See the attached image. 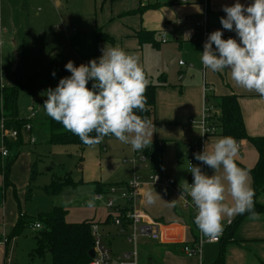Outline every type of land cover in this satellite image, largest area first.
Instances as JSON below:
<instances>
[{
    "label": "rangeland",
    "instance_id": "rangeland-1",
    "mask_svg": "<svg viewBox=\"0 0 264 264\" xmlns=\"http://www.w3.org/2000/svg\"><path fill=\"white\" fill-rule=\"evenodd\" d=\"M57 1L59 6L55 5ZM125 4V0L113 2L108 0L103 5L101 0H12L10 6L13 10V24L15 27L12 24L9 25L12 30L10 34L14 36V43L7 47L10 49L7 54L1 53L5 42L0 32V90L1 88L12 87L15 69L16 73L30 75L46 70L48 61L73 60L74 58L57 57L44 60L39 57L38 52L35 50L39 43L46 46L55 36H61L63 34L62 31H65L69 36L72 35L71 29L68 27L69 23H72L75 27L74 37L86 36L85 40H87L89 45L83 43L79 45L83 51L89 46L91 51L94 46V50H92L91 57L88 60L100 57L102 54L101 50L104 47L118 46L130 54L140 52L139 62L146 74L147 83H151L156 88H166L167 91L175 89L176 94L169 92L178 98V89L181 88L186 91L198 88L200 75L195 76V80H190L189 74L191 73L188 72L193 65L194 70L199 69L198 63L195 62V54L186 46L177 45L171 35H168V40L169 42H174L171 44L174 47L167 43L162 45L159 51H152L147 46L141 47L138 45L139 47H137L136 43L138 41H132L134 40L133 37L119 39L122 33H125L126 28L132 29L135 25L134 22L142 20L141 12H129L130 9H127ZM6 16L7 19L10 17L9 8ZM36 23L37 27H42L43 38L47 42L42 40L39 42L40 38L37 36L38 28L34 26ZM55 26L58 29H54ZM97 29L104 34L109 33L116 39L114 40L108 35L107 38L110 40L102 39L103 41L98 43V47L94 42L95 39L89 35ZM69 42L72 43L73 40L70 39ZM69 42L65 41V44ZM96 45L97 51L95 53ZM26 46L28 47L29 58L26 55L23 59L22 47L26 48ZM135 48L136 50H132ZM128 49L130 51H127ZM189 54L194 55L192 59L189 58ZM199 88L201 90V85H199ZM185 94L187 96L191 95L187 91ZM208 96L210 95L208 94ZM208 96L204 94V97L209 99L210 97ZM165 98L171 100L168 93ZM198 100V108L200 110V97ZM42 102L43 96L40 92L32 91L28 88H20L18 90L15 103L16 115L19 119L31 120L30 126H32L34 132L37 125L43 123L45 118ZM181 110L183 108L178 107L177 112L174 113L169 121H173L175 115L181 113ZM167 113L165 111V114ZM153 115L154 111L151 118L147 121L148 131L152 133L151 140H155L153 135L156 131L169 126L168 120L155 123ZM0 123H2V119H0ZM175 127H180L183 130L180 124ZM37 140L33 150H30L28 145H23L17 150L18 158L15 163L13 162L14 164L9 171V177L12 176L14 184L7 188H1L2 185L0 184L1 199L2 197H5L7 201L9 199L14 204L15 210L17 212L19 210L22 211L21 214L24 216L36 217L41 213H49L53 209L62 208L65 211L64 221L67 223L91 220L97 225L99 232L103 231L102 243L113 255L129 252L132 248L131 245L126 242L125 237L118 236V229L111 223L112 218L115 217L113 210L107 209L103 203L93 199L95 194L93 186L96 183L106 187L117 184L122 185L132 180L135 175L141 184H146L151 175L149 167L144 164L135 169L131 163H128L133 158L131 147L121 143L113 136L109 137L107 141L103 140L99 146H86L82 151L75 145L47 144L41 137H38ZM1 142L0 132V147ZM103 145L104 147H102ZM30 166L33 176L31 177L30 185L25 189ZM154 173L159 174V172ZM64 175H69L72 181L77 184L73 188H66L69 200H66L64 195L53 196L43 191L44 185L48 186L55 177ZM1 177L0 174V180ZM42 186L44 187L39 188ZM24 191L28 192L29 195L26 202L23 198ZM89 200L93 201L92 207L86 205V201ZM115 203L122 204L116 199ZM12 234L13 231L11 230L7 236L13 237L12 239L18 238L16 264H49L51 260L49 253H45L43 258L30 259V254L35 251V232H32L29 227L25 226L18 235L13 236ZM138 244L140 249H142L139 264H151L150 261L159 264H192L196 258L186 257L182 253L180 255L176 251L164 252L163 248L158 246L157 241L153 240L141 239ZM143 244L147 245L146 250V245L143 247ZM155 253H160V256L155 257Z\"/></svg>",
    "mask_w": 264,
    "mask_h": 264
},
{
    "label": "crops",
    "instance_id": "crops-1",
    "mask_svg": "<svg viewBox=\"0 0 264 264\" xmlns=\"http://www.w3.org/2000/svg\"><path fill=\"white\" fill-rule=\"evenodd\" d=\"M107 1L108 0H101V4L103 5ZM109 1L113 2L116 0ZM11 2L12 0H0V32L5 42L3 49H1V53L3 54H7L10 51V49L7 47L14 43V36L13 34H10L12 30L10 29L9 25L12 24V26L15 27V25L13 24V10L10 6ZM233 2L234 0H208L207 6L205 8V6L199 0H187L186 3H178L176 2V0H125L126 8L130 9L129 12H141L142 20L134 22V28H126L125 33L123 32L119 39L133 37L134 40L132 41H138L136 43L137 47L147 46L151 48L152 51H159L162 45H166L167 43L171 45L172 43H174L169 42L168 40V35H171L172 39L175 41V43H177V45H183L184 47L186 46V48H189L193 51V54H195V62L198 63V70H194L193 65L190 71H188L191 73L189 74L190 80H195V76L200 75L198 88L196 87L195 90H186L191 94L190 96H187L185 94V89L181 88L177 90L179 98L172 95L176 94L175 89L169 90L172 93L171 94L166 90V88H156L154 96L153 121L156 123L168 120L167 122L169 123L168 127L160 128L159 131H156L153 135V139L155 138V140H151V142L157 141L163 144V151L161 153V166L157 172H159L161 176L168 178L172 184L184 189L185 191L186 183L189 184L187 178L188 176L186 177V147L188 142L191 139L195 138L198 133L197 129L192 127L188 123V121L190 119L197 120L201 117L202 109L204 108L206 103L204 94L207 96L208 94L210 95L208 96L210 97V99H208V104L211 115L217 113V109H215L216 100L214 99V97L228 94L236 95L246 134L251 138L264 136V97H261L259 94L253 91H248L236 86L235 83L231 80L230 73L227 70L213 73L210 70L204 69L201 65V62L199 63L200 53H202L203 51L202 44L197 41H190L188 39L194 31V21L201 20L204 16V11H206L208 28L224 31L225 36L222 39H227L229 37L235 38L234 32L222 29V26L219 23V18L225 16V13L222 11V6H231ZM239 2L247 6L251 3V0H239ZM55 5L59 6V2H55ZM8 8L10 10V17H8L7 19L6 14ZM34 26L37 27V23ZM68 27L71 29L73 36H69L65 33V31H62L63 34H61V36H55V38L52 41L48 42L46 46L39 43L38 47H35V50L38 52L41 59L43 58L44 60H46V58L54 57L65 59L74 58L73 60L65 61H83V64H87V62L89 61L88 59L91 57L92 50H94V46L91 51L90 46L86 48L85 51H83L79 47V45L82 43L88 44L87 40H85L86 36L76 38L74 37V25L72 23H69ZM37 28V36L40 38L39 42H41V40L47 42L43 38L44 32L42 30V27L39 26ZM54 29H58V27L55 26ZM186 34L188 35V37ZM89 35L95 39L94 42L98 45V47V43L102 42L103 40L97 39V37H108L109 35L114 38V40L116 39V37L110 35L109 33L104 34L98 29L92 31ZM162 37L166 38L167 41L163 43ZM70 39L73 40L72 43L69 42ZM65 41L69 43L65 44ZM97 45L95 47V53L97 51ZM171 47H174V45H171ZM132 50H136V48ZM127 51L130 50L128 49ZM139 54L140 52L135 53L138 59ZM193 54H189V58L192 59V56H194ZM26 55L29 58V51L27 46L26 48L22 47L23 59L26 57ZM51 62L61 61H48L47 67ZM36 73L37 72L30 75L16 73L15 69V74L13 76V85L17 82L19 77H28ZM199 85H201V90L199 88ZM167 93L170 96L171 100H167L165 98V95ZM199 97L201 100L200 110L198 108ZM178 107L183 108V110H181V113L175 115L173 121H169L174 113L177 112ZM165 111H167L168 113L165 114ZM177 124H180L183 127V130H181L180 127L176 128L175 126H177ZM31 137L35 139L34 144L24 145H28L29 149L33 150L37 143L36 135L34 132L32 133ZM109 137H111V135H109ZM109 137L106 136L104 140L107 141ZM220 137L221 136L219 135L217 130L213 135L209 136L206 140V150H210L211 146ZM27 139H29V137L25 136V143H27ZM237 144L239 146V149L238 154L235 157V163L238 167L251 170L255 166L258 159L256 150L247 141H239L237 142ZM21 147H19V149ZM102 147H104V145ZM17 158L18 154L16 155L15 161L17 160ZM12 165L10 166L9 171L11 170ZM147 166L149 167L150 165L148 164ZM149 170L150 173H152L150 167ZM31 172L32 169L30 166L26 182L27 186L25 189H27L30 185ZM204 173L208 175L223 174L222 169L212 170L209 168L205 169ZM9 181L11 185L14 184L12 176L9 177ZM250 183L252 187L251 177ZM0 184L2 185L1 188H3V177H1ZM143 185L144 186L141 188L139 201L136 207L140 211H142L148 218L160 223L163 231V237L161 241L157 242L158 246L163 248L164 252L176 251L178 254L182 255L180 251L181 247L183 245H193L202 234L199 230L195 231V234L190 233V214L181 207L178 201L171 200V194L167 189L162 187L153 188L154 192L157 193L161 199L157 197L154 204H146L143 198V193L148 190V188L146 187V184ZM44 186L46 187V185ZM44 186L39 188H43ZM93 187L94 191L97 192L98 188L96 187V185H94ZM26 193L27 192L24 191L23 194L25 202ZM67 194L68 192L65 188L59 196H67ZM225 202L230 204L231 198L226 196ZM256 203L264 207L263 193L258 194V196L256 197ZM19 212L22 211L19 210L17 212L14 208V204L9 199L7 201L5 197H2V199L0 197V264H16L17 262L18 238L12 239L13 237H8L7 235L11 232V230L13 231ZM37 216L35 217L25 215V218L30 221L29 224L31 223V225H29L28 227L32 232H35V234L38 231H35L33 229L32 223L36 222ZM237 216L238 215H235L233 217L225 216L222 219L221 223L223 224V230L219 234V236H217L219 238V242L212 244H202L201 255L195 256L196 258L192 262V264H264V212L257 213V218L255 219L251 218L250 215L244 217L243 220H241V222L236 226L232 238H229L225 233L226 227ZM141 239L149 240L146 238ZM144 245L146 244H143V247ZM146 249L147 245L145 246V250ZM141 250L142 249H140V252ZM158 255L160 256V253L154 254L155 257H157ZM150 262L151 264H159L152 261Z\"/></svg>",
    "mask_w": 264,
    "mask_h": 264
},
{
    "label": "clouds",
    "instance_id": "clouds-1",
    "mask_svg": "<svg viewBox=\"0 0 264 264\" xmlns=\"http://www.w3.org/2000/svg\"><path fill=\"white\" fill-rule=\"evenodd\" d=\"M222 11L225 16L219 18V23L222 29L234 32L235 38L222 39L221 30L212 31L203 43L201 65L213 73L227 70L236 86L264 97V0H251L247 6L234 0L231 6H222ZM101 52L87 64L65 63L70 75L46 90L43 110L86 145L98 144L111 135L133 151L142 152L151 144L152 134L148 122L135 114L145 110L144 70L135 54L118 46L104 47ZM51 75L55 77V72ZM89 81L91 86L86 87ZM238 149L234 138L223 136L210 150L203 147L200 153H193L196 161L223 172L208 175L199 165L190 167L192 182L185 188L196 209L193 223L204 237L219 236L225 216L247 212L257 218L249 170L235 163ZM226 196L231 198L230 204L225 202ZM157 197L152 186L143 193L148 205L154 204ZM86 205L92 207L93 201H86Z\"/></svg>",
    "mask_w": 264,
    "mask_h": 264
},
{
    "label": "trees",
    "instance_id": "trees-1",
    "mask_svg": "<svg viewBox=\"0 0 264 264\" xmlns=\"http://www.w3.org/2000/svg\"><path fill=\"white\" fill-rule=\"evenodd\" d=\"M140 36V35H139ZM98 39L110 40L106 36L97 37ZM68 61L51 62L44 71H39L36 74L28 77L21 76L11 88H2L0 90V119L6 130L16 131L17 137L15 140H5L2 144L11 153L6 159H2L0 155V174L3 177L4 188L11 186L9 181V169L16 159L17 150L24 144H31L30 137L34 132L32 126L29 132L25 131L26 125H31V120L19 119L16 115V96L20 88H28L32 91H38L43 96V102L46 100V90L55 88L58 80L67 77L70 73L64 68ZM74 66L83 64V61H72ZM55 72V77L51 75ZM91 86V81L86 84V87ZM156 87L152 84H147L144 96L146 98L145 110L143 112H135L141 119L148 121L154 111V96ZM210 99V98H209ZM216 114L208 112L209 124L215 127L221 137L230 136L236 142L247 141L257 152L258 159L255 166L249 170L252 180V188L254 190L253 208L255 213H263L264 207L256 203L258 194H264V136L249 137L243 126V121L240 109L237 102V97L234 94L214 97ZM42 102V106H43ZM205 107L209 109L208 98H206ZM43 109V107H42ZM44 112V110H43ZM45 113V112H44ZM34 123V122H33ZM36 139L41 137L47 144L52 145H75L82 151L86 146L79 137L73 135L71 132L65 130L61 124L52 120L45 114L43 123H40L35 128ZM34 132V133H35ZM91 137L95 133L89 134ZM29 137L27 143L24 142V137ZM105 138V137H104ZM104 138L93 146L102 144ZM38 141V140H37ZM12 151V152H11ZM163 151V144L161 142L152 141L146 149V154L151 157L149 167L151 172H157L161 166V153ZM205 169L208 167L205 165ZM33 173L31 172V177ZM77 185L72 181L69 175L62 177H55L51 184L44 187V192L48 195L59 196L65 188H73ZM117 184L114 186H120ZM97 192H105L110 186L100 185L96 183ZM28 199V192L25 194ZM245 212L238 215L226 227V235L232 238L233 232L238 223L248 216ZM65 211L62 208L53 209L49 213L39 214L36 222L40 225V230L35 234V251L30 254V259L43 258L45 253H49V264H88L90 258L88 257L89 250L93 247V237L91 234V226L95 223L91 220H86L78 223H67L64 221ZM29 220L25 218L21 212L18 213V218L13 228V236L18 235L25 226L29 224ZM107 222V221H106ZM190 233L197 231L194 224L189 223ZM180 248V247H179Z\"/></svg>",
    "mask_w": 264,
    "mask_h": 264
},
{
    "label": "built area",
    "instance_id": "built-area-1",
    "mask_svg": "<svg viewBox=\"0 0 264 264\" xmlns=\"http://www.w3.org/2000/svg\"><path fill=\"white\" fill-rule=\"evenodd\" d=\"M145 1V0H143ZM202 4L207 6L208 0H199ZM178 3H186L187 0H176ZM215 29L208 28L206 11H204V16L201 20L194 21V31L189 36L190 41H197L202 44L206 41L207 36ZM222 37L225 36L224 31H222ZM162 42H166L165 38L162 37ZM2 89V88H1ZM208 112L205 106L202 109L201 117L197 120H190L189 123L192 127L197 129V135L195 138L191 139L186 147L187 152V176L189 184L192 182V175L190 172L191 166H197L201 168L204 172L205 165L196 161L193 158V153H200L204 149L206 150V140L209 136L213 135L216 131L215 127L209 124ZM31 130L30 125L25 126V131L29 132ZM1 132V147L0 155L4 160L6 159L10 152L3 146L5 140H15L17 137L16 131L6 130L3 123H0ZM201 133H204L201 135ZM35 139L30 137V143L34 144ZM148 147V146H147ZM146 149L141 151L132 150V160L131 163L134 168L141 167L142 165H148L151 161V157L146 154ZM155 176L157 179L153 182ZM153 182V183H152ZM144 185L138 181L136 176L127 183L120 186H110L105 192H95L93 199L97 202L103 203L104 206L113 210L115 217L112 218L111 223L118 229V236L126 238V242L131 245V250L129 252H122L113 255L111 251L102 243L101 237H103V231L99 232L96 224L92 225L91 234L93 237V252L94 257L90 260L88 264H139L140 259V246L138 244L141 238H146L153 241H161L163 237V231L160 223L148 218L142 211H140L136 205L139 201V196L141 188ZM155 187H162L167 189L171 194V200L178 201L181 207L187 211L191 216V224L193 223L194 216L196 214V209L192 204L191 198L188 193L172 184L170 180L160 174L151 173L146 183V187L150 189ZM118 195L117 197H114ZM114 197V198H113ZM115 199L119 200L121 203H115ZM195 225V224H194ZM33 229L35 231L40 230V225L38 223L33 224ZM198 230V228H197ZM219 238H209L201 235L196 243L193 245H183L180 249L181 253L186 257H195L201 255L202 244L204 243H217Z\"/></svg>",
    "mask_w": 264,
    "mask_h": 264
},
{
    "label": "water",
    "instance_id": "water-1",
    "mask_svg": "<svg viewBox=\"0 0 264 264\" xmlns=\"http://www.w3.org/2000/svg\"><path fill=\"white\" fill-rule=\"evenodd\" d=\"M65 199H66V200H69L70 198L67 197V196H65ZM88 257H89L90 259H93V257H94L93 249L89 250V252H88Z\"/></svg>",
    "mask_w": 264,
    "mask_h": 264
}]
</instances>
